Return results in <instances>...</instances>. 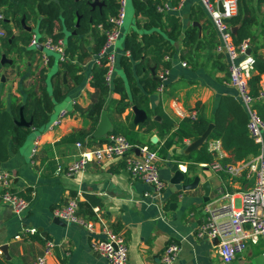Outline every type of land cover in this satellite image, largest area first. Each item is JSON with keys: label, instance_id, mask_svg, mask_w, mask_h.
<instances>
[{"label": "crops", "instance_id": "obj_1", "mask_svg": "<svg viewBox=\"0 0 264 264\" xmlns=\"http://www.w3.org/2000/svg\"><path fill=\"white\" fill-rule=\"evenodd\" d=\"M166 2L172 4V0ZM255 3L256 0H253V5ZM127 6L129 19L118 42V57L124 54L123 40L126 35L132 32H137L139 36L158 32L143 28L146 20L134 16L131 0H128ZM0 8L5 11L4 6ZM260 11L264 12V4ZM169 14L179 19L182 36L170 42L173 50L171 54L167 53L170 66L163 92L158 93L155 90L148 98V111L141 110L146 113V120L159 123L163 115L172 126L161 125L159 128L150 123L143 126L133 124L140 143L138 147H147L156 152L159 158L160 178L166 185L163 192L156 194L141 181L133 179L121 159L90 164L71 177L57 172L58 168L65 169L77 161L82 150L95 148L103 143L94 135V138L90 136V122L78 111L89 107L96 98L95 89L90 86L89 79L93 73V55H90L79 63L83 79L72 87L62 101L55 104L50 119L61 109L67 110L69 116L51 131L42 128L31 133L30 130L23 145L15 153L9 152L6 160L0 161V169L12 176L11 191L27 199L29 203L21 219L9 207L0 204V249L6 247V256L0 250V264H32L42 254L46 242L53 244L46 264H108L90 246L92 238H104L101 225L95 223L93 233H89L77 224L61 220L60 224L54 223L52 211L64 205L69 198L77 200V213L80 217L95 221L94 212L97 209L105 226L123 237L128 249L127 264H160L162 252L170 243H176L181 248L173 264H224L216 252V241L198 239L196 232L205 221L206 205L216 199L219 189L225 188L239 195L251 186L252 179L248 177L246 169L232 176L222 172L215 173L203 164L188 161L187 156L192 155L193 160L194 152L199 148L189 149L194 140L184 139L179 142L174 137L166 150L165 158L159 156L158 152L179 123L189 119L192 111H196V119L203 116L212 121L221 95H230L238 102L239 100L234 88L228 84L227 60L224 55L216 52L218 37L199 0H183L180 8ZM38 19V16L33 15L27 22L24 21L30 32L22 25L18 28L12 23L9 24L10 37L14 41L9 40V48L0 50L1 55H6L9 60L0 65V104L5 110L10 109L14 97H20L18 93L27 94L29 80L34 85L38 71L42 69L39 65L41 51L25 47L29 41L26 42L23 35V32L38 35ZM3 22L0 44L7 39ZM190 27H196L197 38L186 46L183 43V32ZM253 29L257 53L264 56V36H258L262 30L259 25ZM57 32L56 25L53 33ZM83 40V46L90 51L91 39L84 36ZM146 56L150 59L151 55ZM59 63L54 60L46 70L49 90L50 77L61 70ZM4 71L7 77H1ZM151 72L153 74L154 70ZM261 80H264V74L261 75ZM119 98L117 93H112L109 97L114 101ZM72 101H75L74 105L71 104ZM112 106L109 111L103 110L112 126L128 127L130 122L133 123L131 108L118 115ZM210 125L213 128L214 125ZM35 136L40 137L41 143L31 164L30 149ZM208 137L203 144L207 145L208 153L213 156L212 162L238 163L233 160L231 152L222 149L219 140ZM216 141L218 148L208 150ZM76 143H81L82 147L77 148ZM250 158L252 157L242 162H247ZM174 164L186 174V184L191 183L194 177L199 178L195 190L183 191L180 185L170 184L174 174L171 167ZM204 183H208L210 187V200L207 203L203 202L204 191L201 185ZM146 192L150 194L149 198L143 196ZM24 229H34L35 233H26ZM229 264H264V240L248 244L246 250Z\"/></svg>", "mask_w": 264, "mask_h": 264}, {"label": "trees", "instance_id": "obj_2", "mask_svg": "<svg viewBox=\"0 0 264 264\" xmlns=\"http://www.w3.org/2000/svg\"><path fill=\"white\" fill-rule=\"evenodd\" d=\"M93 1L0 0V7H5L3 27L7 32V39L3 44H0V50L4 47L9 48V40L14 41L10 37L9 24L12 23L21 28V19L27 22L34 15L39 17L36 24L39 41L43 40V36H50L55 40L64 38L66 41L65 54L68 57L66 62L59 63L61 70L50 77L51 90L48 88L46 70L54 61L52 56L47 69L38 71L35 82L36 92L27 91L25 100L17 101V103L11 102L9 110H5L0 104V161L6 160L9 157V152L15 153L30 133V128L19 127L15 124L19 120L20 112L26 121L32 122L33 128L37 130L45 128L50 121V115L55 104L62 101L72 87L83 79L79 63L101 49L105 38L96 29V26L98 24L106 25L107 17L114 15L118 6L116 0H100L103 2V6L92 8L91 3ZM162 1L166 0H131L134 16H140L146 20L143 28L145 30H158V32L153 31L141 36L137 32H132L125 36L123 50L124 54L125 52L129 54L117 56L116 75L110 86L104 82V69L93 67L90 86L95 89L96 98L86 109H78L90 122L89 134L92 138H94L93 132L99 122L101 112L103 110L109 111L111 105L118 115L133 106L148 111V98L159 85L157 71L160 68H169L170 66L169 62L163 61L164 57L168 56L167 53L170 52L171 54L173 50L170 42L178 40L182 36L181 25L176 16L157 12L156 8ZM178 1L172 0V4L176 5ZM263 4L264 0H256L255 5H253V0H238L237 14L228 20L229 25L234 28L235 43L239 44L243 40H248L249 50L254 57V71L249 79L250 93L253 97L257 96L261 75L264 74V56L258 55L257 44L253 37L255 33L253 28L258 27V25L262 30L258 36H264V12L260 11ZM77 18H79V24L76 27ZM56 25L58 32L53 33ZM23 35L28 42L30 33L23 32ZM84 36L91 39L90 51L83 46ZM196 38V27H190L183 32V43L186 46L194 42ZM148 54L151 55L149 56L150 59L146 56ZM151 68L154 70L153 74L150 71ZM112 93L119 94V100L109 99ZM254 107L264 121V101L255 102ZM158 113L161 115L159 111ZM149 123L152 126H159V128L162 127L161 125L172 126V123L163 115L162 121L159 123L147 119L139 126ZM211 123L214 126L208 139L219 140L222 149L232 153L234 161H244L258 154V145L247 133V115L242 105L233 96L221 95L212 121L203 116H199L196 121L182 120L165 142L162 150L158 152L159 156L165 158L166 150L171 145L172 138L176 137L179 142L184 139L196 140ZM109 134H122L130 144L134 146L140 144L131 122L128 127L113 125ZM98 140L104 142L105 138L101 137ZM194 154L193 160H191L192 155L187 156V160L195 164H207L213 160V156L207 151L206 144L200 146ZM177 158L181 160V158Z\"/></svg>", "mask_w": 264, "mask_h": 264}, {"label": "built area", "instance_id": "obj_3", "mask_svg": "<svg viewBox=\"0 0 264 264\" xmlns=\"http://www.w3.org/2000/svg\"><path fill=\"white\" fill-rule=\"evenodd\" d=\"M221 1L222 12L218 10L217 2ZM128 0H116L117 11L109 15L106 25L98 24L96 29L104 36V43L92 57L93 67L104 69L103 79L107 86H110L116 73L118 55V42L122 35L126 7ZM179 0L176 5L169 2H161L156 10L159 13H169L177 10L182 5ZM200 5L208 14L214 30L218 37L216 52L225 56L227 60L228 84L234 88L236 96L247 115L246 129L248 136L258 145V154L247 162L221 163L213 161L203 164L215 173H226L232 176L238 175L244 169L248 177L252 179L249 188L235 195L227 189H219L216 199L212 200L205 207V221L196 232L198 239L216 241V252L224 264L231 263L237 255L243 253L248 244H256L260 239L264 240V121L254 107L255 102L264 101V80H260L259 90L256 97L250 93L249 79L253 74L254 57L248 54L249 42L243 40L236 44L233 37L232 27L228 20L236 16L238 11V0H199ZM5 20L3 10L0 8V37L3 36L1 23ZM33 50L41 47L39 65L47 69L50 55L44 51L56 54L59 62L68 60L65 54L66 41L64 38L53 39L44 36L39 41V35H31L28 44L25 46ZM128 55V52L125 53ZM163 61L170 62V57L165 56ZM185 66V63H182ZM169 75V68H160L157 71L159 85L156 88L162 93ZM90 81L92 77L89 78ZM72 105L75 101L71 102ZM69 116L65 109H61L53 119L46 125V130H53L61 125L63 120ZM196 111L189 115L191 121H196ZM31 133L38 130L31 128ZM41 140L35 136L30 149V163L37 153ZM81 148V143H76ZM218 148L216 141L208 150ZM121 159L126 171L133 179L139 180L147 185L154 193L160 194L166 185L160 178L159 158L156 152L147 147H138L130 144L121 134H108L105 141L98 147L84 149L79 154L77 161L65 169L58 168L57 172L66 177H71L88 167L90 164H100L105 161ZM12 176L7 171L0 169V204L11 209L13 214L21 219L28 208V200L11 191ZM149 198L148 192L144 193ZM78 202L75 198H69L64 205L54 208L52 214L55 218L65 222L77 224L89 233H93L95 223L102 226L103 239H91V249L103 257L108 264H127L128 249L123 237L109 230L104 220L95 209L96 220H86L78 215ZM24 232L33 234L34 229H24ZM53 244L46 242L43 252L32 264H46L47 257L52 253ZM181 248L176 243L168 244L160 257V264H173Z\"/></svg>", "mask_w": 264, "mask_h": 264}, {"label": "water", "instance_id": "obj_4", "mask_svg": "<svg viewBox=\"0 0 264 264\" xmlns=\"http://www.w3.org/2000/svg\"><path fill=\"white\" fill-rule=\"evenodd\" d=\"M101 6H103V2H100L99 0H94L91 3L92 8L101 7ZM217 7H218V10L220 12H222L221 1L217 2ZM78 24H79V18H77V20H76V27L78 26ZM21 25L27 32H30V28H28L24 25L23 19L21 20ZM232 32L234 33V28H232ZM36 49L37 50L39 49L41 51V47H36ZM247 53L250 54V50H248ZM5 62L6 63L9 62V60H7L6 55L3 54L0 56V65H3ZM151 71H153V69H151ZM131 111L133 113V124L134 125L142 124L146 120L147 115L143 110L133 106L131 108ZM15 124L19 127H24V128H30L32 126V122L26 121L23 118L21 112H20L19 120L17 122H15ZM111 127H112V125H111V122L109 121V119L106 115V112L102 111L101 115H100L99 122H98V124L95 128V131H94V136L96 138H101V137L105 138L109 134ZM211 128H212V125H209L208 128L205 130V132L199 138H197L196 140L193 141V143L189 146V149L194 150V149L200 147L204 143L206 138L208 137ZM171 171L174 173L172 179L170 180L171 185H176V186L180 185L181 190H183V191L195 190L197 188V186L199 184V178L198 177H194V179L191 183L186 184L185 183L186 182V174L181 172L180 170H178V165L174 164L171 167ZM201 186H202V189L204 191L203 202L207 203L210 200V197H209L210 187H209L208 183H204ZM54 221H55L54 223L60 224L59 219L55 218ZM0 250H1V253L6 256V247H2Z\"/></svg>", "mask_w": 264, "mask_h": 264}, {"label": "rangeland", "instance_id": "obj_5", "mask_svg": "<svg viewBox=\"0 0 264 264\" xmlns=\"http://www.w3.org/2000/svg\"><path fill=\"white\" fill-rule=\"evenodd\" d=\"M127 11H128V6L126 7V17H125V19H124V23H123V28L122 29H124V28H126V25H127V23H128V19H129V17H128V13H127ZM35 32V31H34ZM29 50H33V49H31V48H28ZM47 55H50V56H52V57H54V60L57 62L58 61V56L56 55V54H53V53H50V52H48V51H44ZM3 76H1V77H7L8 75H6V71H4V72H2L1 73ZM33 83H32V81L31 80H29V83H28V86H29V89L28 90H30V91H35L36 92V85H35V83H34V85H32ZM27 90V91H28ZM26 91V90H25ZM18 92V91H17ZM17 92H16V94H17ZM19 95H20V97H14L13 98V100L11 101V102H14V103H17V101L19 102V100H21V101H24L25 100V98H26V95H25V93L24 94H21V93H18ZM56 116V115H55Z\"/></svg>", "mask_w": 264, "mask_h": 264}]
</instances>
